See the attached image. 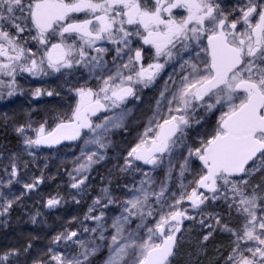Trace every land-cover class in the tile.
Returning a JSON list of instances; mask_svg holds the SVG:
<instances>
[{"label": "snow or ice", "instance_id": "6c2138e0", "mask_svg": "<svg viewBox=\"0 0 264 264\" xmlns=\"http://www.w3.org/2000/svg\"><path fill=\"white\" fill-rule=\"evenodd\" d=\"M237 9L239 15H233L219 0H0V77L10 78L9 97L16 94L18 73L84 80L68 89L75 104L53 117L54 126L45 120L38 127L29 122L15 128L27 149L82 141L69 173L74 189L84 186L86 173L106 159L110 134L126 128L129 100L140 101L138 93L155 86L166 66L173 65L144 133L118 165L132 177L123 185V197L102 189L84 217L95 223L83 227L90 235L81 238L73 230L58 234L53 242L64 241L66 252L49 248L50 261L33 264H91L101 247L97 238L108 241L104 233L109 228L105 264H173L182 241L178 234L185 221L195 222L197 216L204 217L198 222L208 228L213 225L206 219H214L213 231L232 238L224 264H264V0H246ZM141 44L152 50L147 63ZM113 52L109 64L106 57ZM93 79L94 86L89 83ZM32 95L60 93L36 88ZM201 109L220 116L212 131L198 137V145L189 144L186 130L201 123ZM193 157L200 162L198 171ZM16 160L13 154L10 173L5 166L9 179L4 186L17 178ZM160 171L163 176L157 175ZM173 179L179 181V192L170 187ZM208 202H222L238 226L208 213ZM14 203L5 198L0 216ZM59 203L50 198L47 206ZM109 206L119 208L110 224L102 210ZM19 255L17 249L0 252V264H13Z\"/></svg>", "mask_w": 264, "mask_h": 264}, {"label": "rangeland", "instance_id": "374dc122", "mask_svg": "<svg viewBox=\"0 0 264 264\" xmlns=\"http://www.w3.org/2000/svg\"><path fill=\"white\" fill-rule=\"evenodd\" d=\"M34 79L31 83L16 81V94L11 97L7 95V84L0 85V89L6 91V97L0 103V127L2 123L8 122L9 129L15 135H17L15 132L17 126L31 122L38 127L41 122L48 121L42 113L41 96L34 98L32 95L36 88H43L40 78L34 77ZM81 143L82 141L79 140L75 144L54 149L39 147L27 149L19 137V145L16 147L12 148L8 142L0 144V181H3L0 183V204L4 203L5 198L15 201L8 214L0 216V252L8 249L19 250L20 255L13 258V264H33L36 259L50 261L52 253L48 252L49 248H52L55 253L64 254L65 242H53L60 233L73 230L78 231L81 238L90 235L83 232V227L87 225L91 228L95 226V223L85 220L84 217L93 200L98 195L102 196V189L108 188V176L105 173L108 150L106 159L93 165L86 173L88 176L86 184L80 189H74L71 187L73 180L69 173L73 172L76 158L80 156ZM13 154L17 155L18 175L11 185L4 186L9 179L4 169L7 165L10 173V157ZM37 180L40 182L35 183ZM26 184H35V187L26 189L24 187ZM50 198L58 199L60 203L49 208L47 201ZM82 207L86 208L83 216H81ZM102 210L108 217V208ZM93 214H99V212ZM108 231L109 229L104 233L109 238L108 241L97 238V243L101 247L90 257L91 264H105L109 255ZM224 236L230 237L228 234ZM231 239L227 241L228 253L231 250ZM29 244L31 247L25 252L24 249ZM72 248L75 250L76 246L72 245ZM98 256H102L101 260L97 259Z\"/></svg>", "mask_w": 264, "mask_h": 264}, {"label": "flooded vegetation", "instance_id": "af4514ba", "mask_svg": "<svg viewBox=\"0 0 264 264\" xmlns=\"http://www.w3.org/2000/svg\"><path fill=\"white\" fill-rule=\"evenodd\" d=\"M246 2V0H219V3L225 8L226 11L233 13V15H239L238 9H236V6L239 4H242ZM79 16L82 18L83 13L79 14ZM231 18V17H230ZM27 35V33H25ZM202 43L206 46V39L202 41ZM32 50H35L37 45L35 42L29 41L28 45ZM141 47L145 48V63L149 62L151 59L152 50L150 48H147V46L140 45ZM108 47H112L111 45H108ZM115 53H110L106 59L108 60L109 64L112 62V56ZM203 55V54H201ZM173 71V65L169 64L166 66L164 72L161 73V78H159L156 82V85L150 88L142 89L140 93H138L142 99L140 101H137L135 99H130L127 107L131 109L129 118L126 121V128L124 129H117L114 130L110 134L111 139V145L108 148V160H106V176H108V189L113 194L123 197L126 189L123 187L125 184H129L131 182L132 177L121 173L119 171L118 165L123 164V157L126 156L127 151L130 149V147L134 146L140 136L144 133L146 125L148 124L149 118L152 116L153 109L155 108V101L156 98L159 95V90L163 86L164 81L167 79L168 74ZM85 75H87L85 73ZM59 74H52L49 76H42L40 78V82L43 84L42 89L47 90H55L60 93L59 96H52L49 97L47 95L41 96V104H42V113L43 115L48 118V124L49 126H54L53 124V117L64 111L65 109H68L70 105L75 104V97L68 91L71 87H78L80 84L84 83L83 78H64L59 77ZM0 79L4 80V84H8L10 82L9 77H0ZM31 80H35L34 77L28 75L27 73H18L16 75V81H28L33 82ZM89 83L91 85H95L97 82L93 79L90 80ZM0 92L3 93V95H0V103L4 101L6 97V91L5 89H0ZM104 113H100L99 116H103ZM199 117H202L201 123L196 124L193 122V125L191 128H188L186 131L188 133L187 136V142L189 144L198 145L199 139L198 137L201 135H204L206 132H210L214 129L216 122L220 116L219 111H213L211 113H205L203 109L199 111L197 114ZM93 120H97V117H93ZM151 135V133L149 134ZM79 141V140H77ZM76 141V142H77ZM75 142V143H76ZM73 143V144H75ZM67 145V144H64ZM63 146V145H62ZM183 154L187 155V149H183ZM180 150L177 151V155H179ZM192 164L196 171L199 170L200 162L195 157L192 158ZM143 168H147V166L141 165ZM137 175V179L139 178V174ZM158 176H163V171H160L157 173ZM178 167L177 170L174 172V177H178ZM187 179H191L192 177L188 174H186ZM259 177L254 178L253 183L258 182ZM187 181H185L186 183ZM179 181L177 179H173V181L170 184V187L172 190L179 192L178 187ZM191 187H195V185H191L188 188V191H191ZM200 191H203L202 189ZM187 206V202H185V205ZM206 210L208 213L213 214H219L223 217L224 220L228 221L231 220V222L238 226V221L234 219L235 214L233 213V217H229L227 214V208L222 204V202H208L206 206ZM119 214V208L116 206H109L108 208V223H111V217H114L115 215ZM195 214V213H193ZM204 217L197 216L196 221H185L184 226L182 229V233L178 234V236H182L181 243H200L202 246L208 244L211 241H216L219 238H225L227 241L231 239V237L224 236V232H221L219 230L213 231V228H215V220L211 218L206 219V223L212 224L213 228L203 227L199 224V220ZM111 229L109 228L108 235L111 233ZM208 232H212V235L209 237L207 241L203 240V236L207 234Z\"/></svg>", "mask_w": 264, "mask_h": 264}, {"label": "trees", "instance_id": "16d2710c", "mask_svg": "<svg viewBox=\"0 0 264 264\" xmlns=\"http://www.w3.org/2000/svg\"><path fill=\"white\" fill-rule=\"evenodd\" d=\"M8 123V122H7ZM7 123L1 124L0 144L10 143V146L19 145V137L9 129ZM86 208H81V216ZM73 227V226H72ZM228 242L225 238H219L202 246L200 243H181L177 254L173 257V264H224V257L228 255ZM102 256L97 259L101 260Z\"/></svg>", "mask_w": 264, "mask_h": 264}, {"label": "water", "instance_id": "95a60500", "mask_svg": "<svg viewBox=\"0 0 264 264\" xmlns=\"http://www.w3.org/2000/svg\"><path fill=\"white\" fill-rule=\"evenodd\" d=\"M75 142H76V141H62L60 144L55 145V146H52V147L41 146V147H39V148L54 149V148H57V147L62 146V145H64V144H73V143H75Z\"/></svg>", "mask_w": 264, "mask_h": 264}]
</instances>
